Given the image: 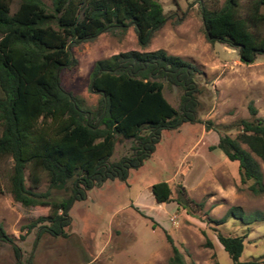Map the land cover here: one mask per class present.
I'll return each mask as SVG.
<instances>
[{
  "label": "trees",
  "instance_id": "trees-1",
  "mask_svg": "<svg viewBox=\"0 0 264 264\" xmlns=\"http://www.w3.org/2000/svg\"><path fill=\"white\" fill-rule=\"evenodd\" d=\"M217 3L200 4L206 38L237 48L239 60L252 63L264 54V0ZM166 18L159 0H0V160L10 157L13 162L8 194L24 206L50 209L23 226L22 238L35 226L38 236L43 232L65 236L74 200L85 198L86 190L107 179L127 178L128 169L142 164L153 152L163 129L198 121L194 93L200 91L196 77L201 70L163 48L145 50ZM129 26L140 49L94 62L89 90L98 99L90 109L82 97L61 83V71L75 69L78 62L70 47L104 31L122 35ZM165 86L183 89L178 107L166 99ZM247 109L250 118L226 125H212L208 120L206 128L219 133L210 148L221 149L228 160L235 161L240 182L250 180L249 189L260 194L264 192L258 161L264 162V117L251 101ZM221 127L235 130V134L221 133ZM127 139L132 141L134 153L109 160L115 142ZM26 169L31 186L25 183ZM43 174L48 188L40 191L37 187ZM69 181L71 194L52 200L49 188H62ZM150 189L157 203L175 201L178 209L200 211L232 264H257L258 258L239 260L244 235L220 232L215 226L225 218H211L202 210L203 203L191 198L183 185L178 184L177 195L168 180L152 183ZM134 209L153 227L157 224L153 217ZM228 213L246 222L240 208L232 207ZM164 233L171 247L168 264H188L172 237L166 230ZM0 239L13 244L2 224ZM12 247L18 259L19 248Z\"/></svg>",
  "mask_w": 264,
  "mask_h": 264
},
{
  "label": "rangeland",
  "instance_id": "rangeland-1",
  "mask_svg": "<svg viewBox=\"0 0 264 264\" xmlns=\"http://www.w3.org/2000/svg\"><path fill=\"white\" fill-rule=\"evenodd\" d=\"M167 18L157 29L145 50L165 49L168 53L193 62L201 74L196 77L200 91L195 92L198 121L183 122L179 127L163 129L155 148L142 164L128 169L124 180L113 178L86 190V197L76 199L69 208L71 222L66 235L43 232L38 226L24 238L28 222L50 212L42 205L24 206L8 194L12 159L0 160V224L13 244L19 248L17 259L12 243L0 239V264H168L171 247L164 230L172 237L188 264H232L217 240L211 225L200 211L178 209L175 201L157 203L150 185L168 180L177 195L178 184L213 219L225 218L215 226L224 234L244 235L240 261L257 259L264 264V192L254 194L249 185L241 183L237 163L228 160L221 149L214 147L218 132L206 128L226 125L240 118H250L247 105L251 101L257 114L264 117V54L252 63L239 60L238 49L206 38L200 4L212 5L214 0H159ZM220 5L224 0H217ZM248 0H242L246 4ZM13 9L16 8L14 3ZM140 49L132 26L124 34L101 32L94 39L79 41L70 47L77 59L75 69L60 73L62 86L82 97L84 105L94 108L98 94L89 90V78L96 60L120 51ZM183 89L164 88L166 99L178 107ZM209 124V127H212ZM233 136L235 130L220 128ZM131 140L116 141L109 160L134 153ZM263 173L264 162L258 159ZM25 183L31 186L29 172ZM48 188L42 175L38 190ZM52 200L71 194V182L62 188H49ZM144 214L157 222L141 216ZM240 208L245 221L228 213ZM258 217V218H257ZM257 218V219H256ZM260 258V259H259Z\"/></svg>",
  "mask_w": 264,
  "mask_h": 264
}]
</instances>
